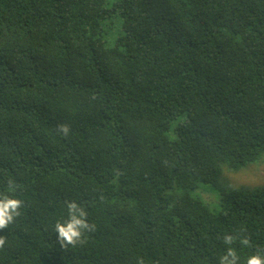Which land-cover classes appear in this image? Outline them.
<instances>
[{
	"label": "trees",
	"instance_id": "16d2710c",
	"mask_svg": "<svg viewBox=\"0 0 264 264\" xmlns=\"http://www.w3.org/2000/svg\"><path fill=\"white\" fill-rule=\"evenodd\" d=\"M262 164L264 0H0V194L24 202L0 264H219L229 247L246 264L264 185L221 180ZM71 201L95 231L61 248Z\"/></svg>",
	"mask_w": 264,
	"mask_h": 264
},
{
	"label": "clouds",
	"instance_id": "9594fccd",
	"mask_svg": "<svg viewBox=\"0 0 264 264\" xmlns=\"http://www.w3.org/2000/svg\"><path fill=\"white\" fill-rule=\"evenodd\" d=\"M58 131L67 136L69 128L67 125H59ZM17 185L14 181H8V191L14 192ZM23 201L18 198H12L9 195L0 194V230H4L12 224L16 217L20 216V209L23 207ZM88 213L85 209L78 205L75 201L67 203V219L63 222L57 221L54 225V231L57 234V240L61 248L71 245L75 247L78 243H82V237L85 232L95 231V225L89 224L87 221ZM235 238L232 235H225L223 242L231 245ZM5 238L0 236V248H3ZM242 246H250V238L240 240ZM239 257L236 251L229 247L226 254L220 257L219 264H238ZM246 264H264V254L257 252L247 258Z\"/></svg>",
	"mask_w": 264,
	"mask_h": 264
},
{
	"label": "rangeland",
	"instance_id": "374dc122",
	"mask_svg": "<svg viewBox=\"0 0 264 264\" xmlns=\"http://www.w3.org/2000/svg\"><path fill=\"white\" fill-rule=\"evenodd\" d=\"M246 169V168H245ZM243 169L241 172L232 174L227 173L221 180L223 187L228 189L232 187H255L264 185V164L256 168ZM225 178V180H224ZM197 196L200 197L212 210L215 212L219 210V196L220 191L212 187L202 186L197 191Z\"/></svg>",
	"mask_w": 264,
	"mask_h": 264
}]
</instances>
